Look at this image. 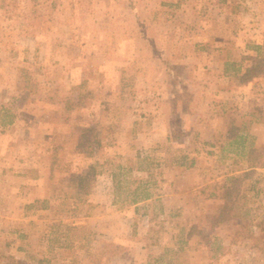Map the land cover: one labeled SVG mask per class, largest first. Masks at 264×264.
Listing matches in <instances>:
<instances>
[{
    "label": "rangeland",
    "instance_id": "obj_1",
    "mask_svg": "<svg viewBox=\"0 0 264 264\" xmlns=\"http://www.w3.org/2000/svg\"><path fill=\"white\" fill-rule=\"evenodd\" d=\"M0 264H264V0H0Z\"/></svg>",
    "mask_w": 264,
    "mask_h": 264
},
{
    "label": "trees",
    "instance_id": "obj_2",
    "mask_svg": "<svg viewBox=\"0 0 264 264\" xmlns=\"http://www.w3.org/2000/svg\"><path fill=\"white\" fill-rule=\"evenodd\" d=\"M259 46H257V48H258ZM257 56H258V54H257ZM9 121H11V120H9ZM255 148H252L250 151H249V156H254V152H255ZM179 163H184L183 161H181V162H179ZM189 166H191L192 165V160L190 161V163L188 164ZM252 166H255L254 164H251ZM149 195H150V193L149 192H147V191H144L143 192V194H142V197L143 198H147V197H149ZM133 201H136V198H133Z\"/></svg>",
    "mask_w": 264,
    "mask_h": 264
},
{
    "label": "crops",
    "instance_id": "obj_3",
    "mask_svg": "<svg viewBox=\"0 0 264 264\" xmlns=\"http://www.w3.org/2000/svg\"><path fill=\"white\" fill-rule=\"evenodd\" d=\"M250 114L251 115H254L252 112H250ZM258 114L255 112V117L254 116H252V119H250L249 120V122H260V119L258 118V116H257ZM202 123L204 122L203 120L201 121ZM204 128L202 127V130H203ZM238 137V136H237ZM245 137H247V135L246 136H241V138H245ZM239 138V137H238Z\"/></svg>",
    "mask_w": 264,
    "mask_h": 264
}]
</instances>
